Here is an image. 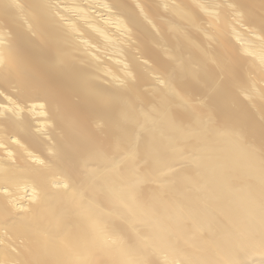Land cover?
<instances>
[{"label":"bare ground","instance_id":"bare-ground-1","mask_svg":"<svg viewBox=\"0 0 264 264\" xmlns=\"http://www.w3.org/2000/svg\"><path fill=\"white\" fill-rule=\"evenodd\" d=\"M0 264H264V0H0Z\"/></svg>","mask_w":264,"mask_h":264}]
</instances>
